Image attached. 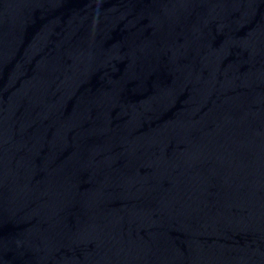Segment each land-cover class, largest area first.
Returning <instances> with one entry per match:
<instances>
[{"label":"water","instance_id":"1","mask_svg":"<svg viewBox=\"0 0 264 264\" xmlns=\"http://www.w3.org/2000/svg\"><path fill=\"white\" fill-rule=\"evenodd\" d=\"M0 264H264V0H0Z\"/></svg>","mask_w":264,"mask_h":264}]
</instances>
